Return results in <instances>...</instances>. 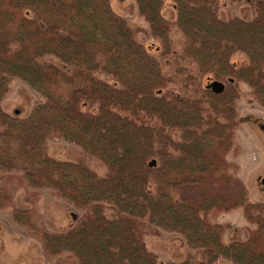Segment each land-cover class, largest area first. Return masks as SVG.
I'll list each match as a JSON object with an SVG mask.
<instances>
[{"label": "trees", "instance_id": "obj_1", "mask_svg": "<svg viewBox=\"0 0 264 264\" xmlns=\"http://www.w3.org/2000/svg\"><path fill=\"white\" fill-rule=\"evenodd\" d=\"M170 1L186 39L174 58L195 67L180 68L178 77L164 73L138 41L142 30L115 14L109 0H0V104L13 79L44 98L26 119L0 106V211L24 191L30 200L12 220L49 260L161 264L144 238L163 231L182 235L191 251L166 264H264V204L247 201L226 160L238 125L237 85L264 109V0H249L256 8L250 21L220 19V0ZM135 2L164 58L170 25L160 14L163 0ZM236 53L248 59L237 68ZM177 83L188 96L170 91ZM53 138L100 162L104 175L50 158ZM44 190L82 213L67 232L42 226L35 200ZM236 208L255 228L244 241L225 243L210 217Z\"/></svg>", "mask_w": 264, "mask_h": 264}, {"label": "rangeland", "instance_id": "obj_2", "mask_svg": "<svg viewBox=\"0 0 264 264\" xmlns=\"http://www.w3.org/2000/svg\"><path fill=\"white\" fill-rule=\"evenodd\" d=\"M111 10L124 18L131 28L142 31L137 34V39L143 46L161 60L163 71L166 75L178 77V70L184 68L186 72L195 73L194 65L185 61L175 60V55H180L186 39L176 25V10L170 0H163L160 11L162 18L170 25L168 34L169 53L161 56L163 44L151 35L149 24L139 13L135 0H109ZM218 17L222 20L239 18L250 21L256 15V8L249 0L232 2L220 0ZM46 62L67 71L68 67L57 59L47 57ZM231 62L237 67L248 62L242 53L231 57ZM206 76L202 80L207 83ZM177 95H186L190 89L184 90L180 84L169 87ZM238 99L235 103L237 115V128L233 135V144L226 155V160L232 165L230 173L238 178L246 191L247 201L250 203L264 204V109L252 96L250 89L239 83L237 85ZM44 98L26 83L13 79L9 85V93L0 106L3 112L11 117L26 119L32 109L42 103ZM175 142L180 140V133H172ZM47 155L57 161L70 163H84L98 175H104L106 168L100 162L92 159L79 147L67 143L62 139L53 138L46 144ZM25 192H16L14 203L0 211V264H75L66 260V255L60 259H47L40 242L31 238L29 233L16 225L12 220V211L16 208H26ZM37 212L42 226L53 233H64L75 225L73 215L82 213L71 206L65 199L55 196L50 190H44L35 200ZM211 221L223 227V242L244 241L255 225L247 222L242 208H236L229 213L215 214ZM146 250L157 256L158 263L182 262L191 251L187 247L182 235L171 232H160L158 237H145ZM215 264H230L227 261H218Z\"/></svg>", "mask_w": 264, "mask_h": 264}, {"label": "water", "instance_id": "obj_3", "mask_svg": "<svg viewBox=\"0 0 264 264\" xmlns=\"http://www.w3.org/2000/svg\"><path fill=\"white\" fill-rule=\"evenodd\" d=\"M216 84H217V83H214V84L212 85V87L216 86Z\"/></svg>", "mask_w": 264, "mask_h": 264}]
</instances>
